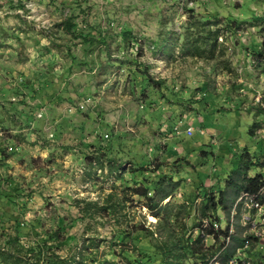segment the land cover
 Here are the masks:
<instances>
[{
	"label": "rangeland",
	"instance_id": "rangeland-1",
	"mask_svg": "<svg viewBox=\"0 0 264 264\" xmlns=\"http://www.w3.org/2000/svg\"><path fill=\"white\" fill-rule=\"evenodd\" d=\"M261 50L264 0H0V245L63 225V257L131 264L121 251L202 236L185 263L230 264L203 200L264 176ZM236 202L218 229L257 237L236 253L264 264V213Z\"/></svg>",
	"mask_w": 264,
	"mask_h": 264
},
{
	"label": "trees",
	"instance_id": "trees-1",
	"mask_svg": "<svg viewBox=\"0 0 264 264\" xmlns=\"http://www.w3.org/2000/svg\"><path fill=\"white\" fill-rule=\"evenodd\" d=\"M67 25V30L69 32L75 31L76 25L74 23L69 21ZM211 40L214 41V38L211 37ZM199 48L200 47L198 46H194L193 49H188L187 52L192 56L203 57V51H201ZM257 55L260 57L259 60L264 58V52L262 50L257 52ZM145 74L151 81L152 77L149 75L148 70L145 71ZM240 176L242 177L240 181H230L235 190L231 205H229L230 196L227 188L226 190L220 189L217 193L207 194V196L204 198L202 208V214L209 219L211 224V226L207 228V234L212 235L217 241L221 237H230V239L235 241L237 240L238 246L236 247H238V249L244 247L247 238L240 239L232 234L229 235V229H215L213 224L221 220V217L218 214L219 209L224 210L228 215H230L233 204L237 201L238 196L240 193H242V191L256 192L264 184V176L262 174L247 176V173H242ZM161 182L162 180L160 177V183ZM148 188L150 187L146 186L144 191H140L142 192V196L147 194ZM9 196L10 195L8 193L0 191V197L10 199L11 197ZM167 197L172 198V195L168 194ZM106 208L107 207L104 206L100 207V209ZM16 231L17 233L14 237H9L8 241H5L4 245H0V264H74V262L78 264H87L83 262L79 263L76 258L70 260L69 258L63 257V255L58 253V250L66 244L68 239L65 237L62 238V233L65 232V226L63 225H60L56 231H51L43 237H38L35 241H33V243H31V245H23L21 243L22 236L25 233L20 224L17 226ZM119 237L121 243L127 238H132V236L123 229H120ZM184 238L182 235L181 237H177V239H173L160 247L152 244H145V247L143 246L141 248L140 256H137L127 250L121 252L131 264H186L184 258L189 257L190 254H201V256H203V252L195 248V245H202V236H198L197 242L194 244H191L189 240H185ZM253 238L254 240L257 239V237H253L252 235L248 237L250 240ZM50 241H53L54 243L50 244ZM222 244V247L220 245V247H217V249H213V254L223 253V260L227 263L233 259L242 261V257L236 253L238 252L236 247H234L232 250H226L224 249L225 243ZM173 248H178L181 252L173 255V261L171 263V259L169 257L175 252ZM111 252L112 254H117L114 248H112ZM100 262L101 261L98 259L99 264H101Z\"/></svg>",
	"mask_w": 264,
	"mask_h": 264
},
{
	"label": "built area",
	"instance_id": "built-area-1",
	"mask_svg": "<svg viewBox=\"0 0 264 264\" xmlns=\"http://www.w3.org/2000/svg\"><path fill=\"white\" fill-rule=\"evenodd\" d=\"M82 106H83V103L81 106L79 105L78 108H81ZM73 109L74 108H71L70 110H73ZM194 130H195L194 126L190 124L187 128V133L192 134ZM177 133L178 134L181 133L179 128L177 129ZM241 194L242 195L239 199L240 203L244 201L246 206L249 207L251 210H255V211L264 213V184L256 192L242 191ZM239 202L236 203V206L240 204ZM208 224H210V221L208 222V221L204 220L202 223L203 229L208 227L209 226ZM213 225H214L215 229H218L220 227L219 222H215ZM210 226H211V224H210ZM198 231H199V229H198ZM227 240H230V237H227ZM250 241H251L250 239H247L244 247L239 248L238 250L240 252H244L247 248H249ZM241 257H242V261H238L236 259H233V260H231L230 264H252V262L250 260L246 259L245 256H241Z\"/></svg>",
	"mask_w": 264,
	"mask_h": 264
},
{
	"label": "crops",
	"instance_id": "crops-1",
	"mask_svg": "<svg viewBox=\"0 0 264 264\" xmlns=\"http://www.w3.org/2000/svg\"><path fill=\"white\" fill-rule=\"evenodd\" d=\"M255 18H256V16H255ZM232 20H233V19H232ZM246 48H247V46H246ZM248 48H249V47H248ZM238 49H240L239 51L245 52L243 48H239V47H238ZM255 54H257V53H255ZM260 61H262V60H258V62H260ZM243 62H244V64H247V63L249 62L248 67H251V64H250L249 59H247L246 61H243ZM254 62H255V61H254ZM255 64L257 65V62H255ZM259 65H262V64H259ZM248 70H249V69H248ZM194 109H195V108L193 107L192 110H191V113L193 112ZM176 112H177V108H176ZM201 121H202V119H201ZM190 124L193 125L192 122L189 123V125H190ZM165 129H166V128H163V130H165ZM252 131H253V130H252ZM247 155H249V154H247ZM249 170H250V169H248L247 175H248V176H254V174H251V173L249 172ZM256 174H262V173H261V172H258V173H256ZM256 174H255V175H256ZM262 175H263V174H262ZM218 190H219V189H218ZM218 190H217V191H218ZM203 201H204V200H203ZM236 203H237V202H236ZM219 210H220V209H219Z\"/></svg>",
	"mask_w": 264,
	"mask_h": 264
}]
</instances>
